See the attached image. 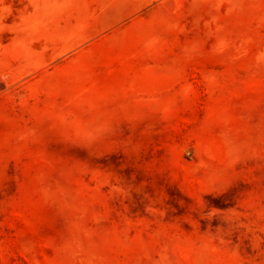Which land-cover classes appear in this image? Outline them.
<instances>
[{
	"label": "rangeland",
	"instance_id": "1",
	"mask_svg": "<svg viewBox=\"0 0 264 264\" xmlns=\"http://www.w3.org/2000/svg\"><path fill=\"white\" fill-rule=\"evenodd\" d=\"M0 264H264V0H0Z\"/></svg>",
	"mask_w": 264,
	"mask_h": 264
}]
</instances>
